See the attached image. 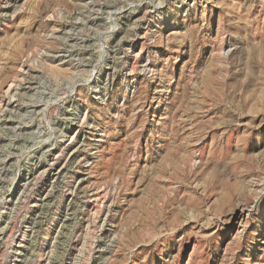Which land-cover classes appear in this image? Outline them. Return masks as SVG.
I'll return each mask as SVG.
<instances>
[{
  "label": "rangeland",
  "instance_id": "1",
  "mask_svg": "<svg viewBox=\"0 0 264 264\" xmlns=\"http://www.w3.org/2000/svg\"><path fill=\"white\" fill-rule=\"evenodd\" d=\"M0 264H264V0H0Z\"/></svg>",
  "mask_w": 264,
  "mask_h": 264
}]
</instances>
